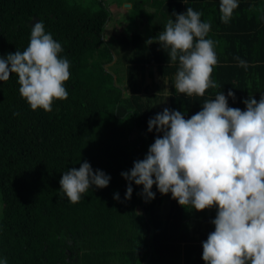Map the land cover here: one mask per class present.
Masks as SVG:
<instances>
[{
  "label": "trees",
  "instance_id": "16d2710c",
  "mask_svg": "<svg viewBox=\"0 0 264 264\" xmlns=\"http://www.w3.org/2000/svg\"><path fill=\"white\" fill-rule=\"evenodd\" d=\"M120 1H130L132 19H146L147 29L134 31L131 42L123 38L133 54L118 70L109 41L114 15L105 0H0V57L26 49L38 18L70 62L68 98L54 101L51 112L30 108L17 74L0 81V259L8 264H205L202 243L215 230L217 208L180 206L155 185V198L146 202L143 186L134 182L131 199H125L129 181L121 173L147 155L158 135L148 131V121L166 105L189 119L220 92L229 107L242 111L250 95L259 102L264 0H238L227 24L220 19V0ZM188 7L211 24L206 38L216 42L212 79L219 87L203 97L175 89L179 60L172 62L170 49L158 43L167 21H175L173 13ZM234 57L245 60L247 70ZM159 78L169 84V104L149 93V86L161 87ZM85 161L111 179L106 188L92 185L73 204L60 180Z\"/></svg>",
  "mask_w": 264,
  "mask_h": 264
},
{
  "label": "clouds",
  "instance_id": "9594fccd",
  "mask_svg": "<svg viewBox=\"0 0 264 264\" xmlns=\"http://www.w3.org/2000/svg\"><path fill=\"white\" fill-rule=\"evenodd\" d=\"M238 6V0H220L221 22L229 23ZM173 15L175 21H167L158 43L170 49L172 62L179 60L175 89L203 97L209 88L219 87L212 79L218 65L216 42L206 38L211 24L202 22V13L191 7ZM62 51L39 20L25 50L0 57V81L17 74L19 93L30 108L51 112L54 101L68 98L70 62L60 56ZM234 59L247 70L245 60ZM227 96L235 99L231 90ZM243 103L246 110L231 108L220 92L189 119L165 108L148 121V131L155 129L158 135L145 158L121 173L129 181L125 199H131L134 182L143 186L146 202L155 198V185L162 195L171 193L180 206L217 208L211 221L215 230L202 243L205 264H264V95L259 102L250 95ZM110 179L85 161L79 169L63 173L60 185L75 204L92 185L106 188ZM114 199L119 200L118 193ZM0 264H8L7 258Z\"/></svg>",
  "mask_w": 264,
  "mask_h": 264
},
{
  "label": "rangeland",
  "instance_id": "374dc122",
  "mask_svg": "<svg viewBox=\"0 0 264 264\" xmlns=\"http://www.w3.org/2000/svg\"><path fill=\"white\" fill-rule=\"evenodd\" d=\"M105 2L109 5V8L111 9L114 15L112 19V21L115 22L114 28H113L114 34L111 35L112 40H109V41L111 42L115 50L114 52L115 60L119 62V64H117L116 67H118V70H120V66H121L120 62L124 63V61H126L128 57L129 56L131 57L133 54V49L131 48L130 44L128 43L129 41L127 40L129 39L131 42L132 34L134 31H138L142 27L147 29V26L145 25L146 19H143V21L141 19V22H135L132 19L131 10H130L131 4L127 3L130 1L121 2L120 0H105ZM123 38H128V39L123 40ZM125 47H127V49H125ZM128 48L131 50L129 51ZM158 80L162 81V82H159L158 84L161 86L160 88H158L160 90L156 89L158 90L156 91L153 89V87L149 86V89H150L149 93L150 94H155V93L161 94L165 98L164 101H166V104H169V101H168L169 94H170L169 84H165V81H163L162 78H159ZM148 82H146V84L148 83V85H151L152 81L150 80V78L148 79ZM153 86L156 87V85H153ZM165 89H167L168 91H164ZM165 108L169 109V106L166 105Z\"/></svg>",
  "mask_w": 264,
  "mask_h": 264
},
{
  "label": "water",
  "instance_id": "95a60500",
  "mask_svg": "<svg viewBox=\"0 0 264 264\" xmlns=\"http://www.w3.org/2000/svg\"><path fill=\"white\" fill-rule=\"evenodd\" d=\"M37 21H38V18H35V19L32 21V24L34 25Z\"/></svg>",
  "mask_w": 264,
  "mask_h": 264
},
{
  "label": "crops",
  "instance_id": "0c3cea01",
  "mask_svg": "<svg viewBox=\"0 0 264 264\" xmlns=\"http://www.w3.org/2000/svg\"><path fill=\"white\" fill-rule=\"evenodd\" d=\"M148 83H149V82H148ZM148 83H147V84H148Z\"/></svg>",
  "mask_w": 264,
  "mask_h": 264
}]
</instances>
